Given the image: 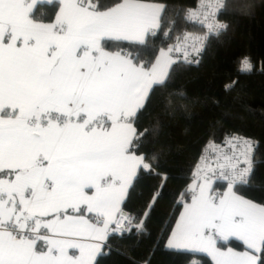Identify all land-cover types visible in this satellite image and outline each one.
<instances>
[{
	"label": "snow or ice",
	"instance_id": "1",
	"mask_svg": "<svg viewBox=\"0 0 264 264\" xmlns=\"http://www.w3.org/2000/svg\"><path fill=\"white\" fill-rule=\"evenodd\" d=\"M254 7L245 3L239 14ZM228 11V0L171 8L158 0H0V264H99L112 237L148 234L160 192L139 217L124 205L140 175L156 172L160 153L142 148L159 122L144 131L136 124L174 66L199 65L228 31L220 20ZM254 70L242 56L237 71ZM187 99L174 89L165 107L187 112ZM223 127L217 120L209 130L164 250L264 264V197L244 194L264 193V156L238 131L217 139Z\"/></svg>",
	"mask_w": 264,
	"mask_h": 264
},
{
	"label": "trees",
	"instance_id": "2",
	"mask_svg": "<svg viewBox=\"0 0 264 264\" xmlns=\"http://www.w3.org/2000/svg\"><path fill=\"white\" fill-rule=\"evenodd\" d=\"M158 2L171 8L176 5L194 6L196 0ZM103 3L110 5L112 0H103ZM245 3L255 5L250 16L239 14V7ZM228 5V14L220 16L221 21L230 25L228 31L219 39L212 40L199 65L174 66L167 87L155 88L140 113L136 124L138 131L159 122L158 134L146 135L142 151L148 154L159 152L160 157L156 172L142 173L134 190H130L125 211L139 217L152 194L159 191L160 195L146 221L148 234L141 238L134 235L112 237L110 243L113 250L100 258L99 264H144L149 257L150 264H190L192 260L212 264L204 254L171 253L164 250V244L181 206L177 201L191 181L201 148L217 120H222L224 124L223 129L216 130L217 139L223 131H238L259 141L257 151L264 156V0H228ZM161 38L155 41L158 46ZM167 43L171 41L165 42L164 46ZM245 55L255 65L251 74L237 71L239 60ZM232 81H237L235 87L225 91V85ZM174 89L186 92L187 112L177 108L172 114L165 107V97ZM257 178H264V167L257 170ZM244 194L257 201L264 197L260 191ZM188 198L185 194L184 199ZM157 240L159 246L153 252Z\"/></svg>",
	"mask_w": 264,
	"mask_h": 264
},
{
	"label": "crops",
	"instance_id": "3",
	"mask_svg": "<svg viewBox=\"0 0 264 264\" xmlns=\"http://www.w3.org/2000/svg\"><path fill=\"white\" fill-rule=\"evenodd\" d=\"M191 183H192V180L190 181L189 184H191ZM189 184H188V185H189ZM189 198H190V197H189ZM189 198H188V199H189ZM188 199H187V200H188ZM181 211H182V205L180 206V209H179V211H178V213H177V215H176V217H175V220H174V222H173V224H172V226H171V229H170V231H169V233H168V235H167V237H166V240H167L168 236L170 235L172 229L174 228V226H175V222H176V220L178 219V217H179ZM166 240H165V243H166ZM209 258H210V257H209Z\"/></svg>",
	"mask_w": 264,
	"mask_h": 264
},
{
	"label": "built area",
	"instance_id": "4",
	"mask_svg": "<svg viewBox=\"0 0 264 264\" xmlns=\"http://www.w3.org/2000/svg\"><path fill=\"white\" fill-rule=\"evenodd\" d=\"M194 6H195V5H194ZM194 6H193V7H194Z\"/></svg>",
	"mask_w": 264,
	"mask_h": 264
}]
</instances>
